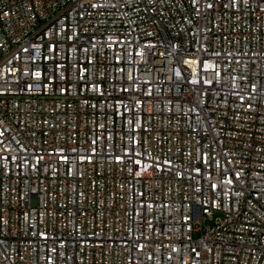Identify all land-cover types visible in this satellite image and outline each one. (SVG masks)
Instances as JSON below:
<instances>
[{
	"label": "built area",
	"instance_id": "built-area-1",
	"mask_svg": "<svg viewBox=\"0 0 264 264\" xmlns=\"http://www.w3.org/2000/svg\"><path fill=\"white\" fill-rule=\"evenodd\" d=\"M0 264H264V0H0Z\"/></svg>",
	"mask_w": 264,
	"mask_h": 264
},
{
	"label": "rangeland",
	"instance_id": "rangeland-1",
	"mask_svg": "<svg viewBox=\"0 0 264 264\" xmlns=\"http://www.w3.org/2000/svg\"><path fill=\"white\" fill-rule=\"evenodd\" d=\"M214 216H215V218H219V217H221L222 215H221V213L216 212ZM214 222H215L214 219H206V226H211V225L214 224Z\"/></svg>",
	"mask_w": 264,
	"mask_h": 264
},
{
	"label": "snow or ice",
	"instance_id": "snow-or-ice-1",
	"mask_svg": "<svg viewBox=\"0 0 264 264\" xmlns=\"http://www.w3.org/2000/svg\"><path fill=\"white\" fill-rule=\"evenodd\" d=\"M35 75H36V76H39V75H40V73H39V72H37ZM177 75H179V73H177Z\"/></svg>",
	"mask_w": 264,
	"mask_h": 264
}]
</instances>
